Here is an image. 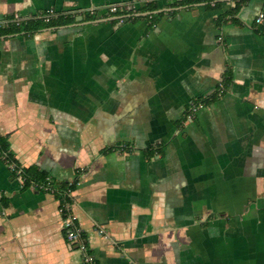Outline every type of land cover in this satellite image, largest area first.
Returning <instances> with one entry per match:
<instances>
[{
    "label": "crops",
    "instance_id": "crops-1",
    "mask_svg": "<svg viewBox=\"0 0 264 264\" xmlns=\"http://www.w3.org/2000/svg\"><path fill=\"white\" fill-rule=\"evenodd\" d=\"M238 1L119 20L104 6L143 3L0 0V20L75 15L1 38L0 133L54 180L82 169L71 209L99 264H264V0ZM21 186L0 159V264H82L59 200Z\"/></svg>",
    "mask_w": 264,
    "mask_h": 264
},
{
    "label": "trees",
    "instance_id": "trees-1",
    "mask_svg": "<svg viewBox=\"0 0 264 264\" xmlns=\"http://www.w3.org/2000/svg\"><path fill=\"white\" fill-rule=\"evenodd\" d=\"M244 0H239L235 5L231 8V13L234 14L238 11L241 3ZM192 0H185L179 1L177 3H191ZM219 1L216 2L214 5L217 7ZM158 5L155 2H147L141 4V6L134 12L135 14L131 17H136V12H143L148 11L145 16L157 17L162 11H157ZM83 16L86 18H94L92 14H88L86 12L83 13ZM234 15H231V18ZM129 18V16L124 15V19ZM75 20V15L71 13H58L56 16L51 17L48 20H43L42 18L31 15L28 17H21L18 20L14 19L13 14L6 15L2 20H0V40L1 38L16 35V34H23L30 36L34 32L39 31L43 28L50 27V26H58L62 24H68ZM229 81V76H224L223 83L225 84ZM221 86L215 88L213 91L206 95L198 96L193 100V103H202L203 105L209 104L214 101L220 95ZM189 112V107L186 109L183 118H186ZM101 151H105L102 149ZM0 159L4 162L8 168L10 169V175L12 176H20L22 178V189L26 188L30 185H33L36 189L50 191L54 194V196L59 200V202H63L65 200L71 201L72 197L69 195L70 190H74L80 178L82 169L76 170L75 175L72 179L66 180H54L52 179L49 172L39 166L37 163H31L28 165H23L16 157L13 150L10 147V141L8 139V134L0 133ZM5 203V199H3ZM95 264H99L96 259Z\"/></svg>",
    "mask_w": 264,
    "mask_h": 264
},
{
    "label": "built area",
    "instance_id": "built-area-1",
    "mask_svg": "<svg viewBox=\"0 0 264 264\" xmlns=\"http://www.w3.org/2000/svg\"><path fill=\"white\" fill-rule=\"evenodd\" d=\"M142 3H147L153 0H140ZM176 2L179 1H185V0H174ZM193 2H198L202 1L205 2L211 6H214L217 1L220 0H192ZM105 10L109 14H115L116 17L119 20L124 19L125 16H133L135 11L134 4L131 2H121V3H109L104 6ZM97 10V7L90 6L89 8L86 9V11L90 14L94 13ZM58 13L66 14L68 13L67 11H60V10H55L53 8H47L44 10L39 11L38 13L34 14L35 16H38L42 18L43 20H48L51 17L56 16ZM15 20L20 19L21 17L18 16L17 14L13 15ZM264 14L263 12H260L256 18V22H261ZM203 104L202 103H192L190 104L189 107V112L186 117H192L194 111L198 108L201 107ZM72 190L69 191V195H71ZM72 196V195H71ZM72 205V200L68 201L65 200L63 202L58 203V211L61 215V228L63 232L64 239L72 246L77 248L80 253H81V262L82 264H95L96 259L92 251L90 250L88 246V238L80 228L77 222V216L76 214L72 211L71 209Z\"/></svg>",
    "mask_w": 264,
    "mask_h": 264
},
{
    "label": "water",
    "instance_id": "water-1",
    "mask_svg": "<svg viewBox=\"0 0 264 264\" xmlns=\"http://www.w3.org/2000/svg\"><path fill=\"white\" fill-rule=\"evenodd\" d=\"M143 13H148V11H144ZM81 18H82L81 15H77V16H76V19H77V20H79V19H81Z\"/></svg>",
    "mask_w": 264,
    "mask_h": 264
}]
</instances>
